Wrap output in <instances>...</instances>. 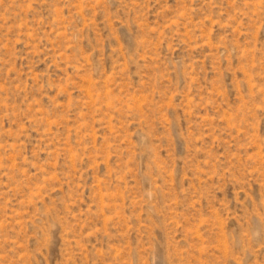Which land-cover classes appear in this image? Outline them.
<instances>
[{"label":"rangeland","instance_id":"1","mask_svg":"<svg viewBox=\"0 0 264 264\" xmlns=\"http://www.w3.org/2000/svg\"><path fill=\"white\" fill-rule=\"evenodd\" d=\"M0 264H264V0H0Z\"/></svg>","mask_w":264,"mask_h":264}]
</instances>
